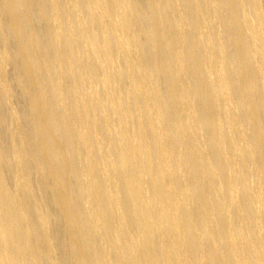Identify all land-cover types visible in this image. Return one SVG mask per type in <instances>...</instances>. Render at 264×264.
Here are the masks:
<instances>
[{
    "label": "bare ground",
    "instance_id": "6f19581e",
    "mask_svg": "<svg viewBox=\"0 0 264 264\" xmlns=\"http://www.w3.org/2000/svg\"><path fill=\"white\" fill-rule=\"evenodd\" d=\"M0 264H264V0H0Z\"/></svg>",
    "mask_w": 264,
    "mask_h": 264
}]
</instances>
